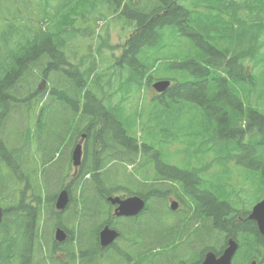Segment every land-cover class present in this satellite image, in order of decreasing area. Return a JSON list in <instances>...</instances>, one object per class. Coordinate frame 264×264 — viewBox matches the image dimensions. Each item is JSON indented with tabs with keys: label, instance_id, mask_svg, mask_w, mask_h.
<instances>
[{
	"label": "trees",
	"instance_id": "16d2710c",
	"mask_svg": "<svg viewBox=\"0 0 264 264\" xmlns=\"http://www.w3.org/2000/svg\"><path fill=\"white\" fill-rule=\"evenodd\" d=\"M76 1L0 0V264H201L230 239L233 264H264V237L224 175L208 177L192 157L170 165L167 151L185 135L201 146L187 145L196 162L211 153L213 165L233 162L264 198V0H86L83 24L111 9L133 28L121 55L96 57L93 47L87 66L65 49L90 28L52 30ZM161 80L172 84L151 99L150 119L162 123L139 136L143 112L130 110L131 98ZM177 107L190 123L175 125ZM164 110L172 121L157 118ZM63 190L69 204L58 211ZM113 196H138L146 208L116 218ZM172 197L187 211L172 212ZM105 226L119 238L102 249ZM193 240L202 245L191 254Z\"/></svg>",
	"mask_w": 264,
	"mask_h": 264
},
{
	"label": "rangeland",
	"instance_id": "374dc122",
	"mask_svg": "<svg viewBox=\"0 0 264 264\" xmlns=\"http://www.w3.org/2000/svg\"><path fill=\"white\" fill-rule=\"evenodd\" d=\"M99 2L101 3V0H99ZM84 8H86V0H77L76 3L70 8L66 9L65 13L56 21L55 24L52 25V30L55 33L63 29L64 23L66 24L68 22L77 23L80 27L90 28L91 35L89 36L90 38H88L86 42L84 39L81 38L80 41L71 43L69 47L65 49L68 59L73 63H78L82 61L85 63V66H87L88 62L86 63L82 59V57L86 56L89 52V49L92 50L93 47H95L93 51L96 57L102 55V57L106 58L111 54H114L116 56L121 55L125 43L127 42L131 33H133V28L127 25L125 19L117 18L110 15L112 14L111 9L110 10L108 9L106 11V15H105L106 18L104 20H102V18L100 17H97L96 23L94 21H90L87 25H85L83 24L84 21H82V18L80 19V15H81L80 12ZM100 9L101 6L98 8V11ZM104 11L105 10H102L103 13ZM94 14L98 16L97 12L95 11L91 15V17H93ZM85 19H87V17H85ZM91 37L93 38L92 40ZM109 63L110 62H108L106 66L108 65V67L111 68V64ZM154 83L156 82H153L152 86ZM152 86L147 89L143 88V90L140 93L136 92L135 95L131 98L132 102L129 104L131 111H135L136 109H139L142 110L143 112V114H141L143 115L142 118H139L138 113H136L137 115H135L136 116L135 130L136 132H138L139 129H141L140 133H138L139 136L140 134H142V129L144 125L147 124L148 127H152L162 123V122H155L153 121V119L152 120L150 119L151 117L155 118L156 116L153 114L151 115V113H154V111L151 110V99H153L156 96L155 95L156 91L153 89ZM261 90L263 91L264 87H262ZM177 110L178 107L172 113L176 117L172 116L169 111L164 110L168 114L166 115L161 113V111H159L157 113V118H160L166 123H168V121H172L174 117L177 120V123H175V125L190 123V115L187 114L186 117L183 118L181 115H179L180 112H177ZM168 116L170 118H168ZM171 132L175 133L177 132V130L173 129L171 130ZM155 133H156V138L158 137L159 141L165 139L164 136L158 134L157 128H155ZM191 142L195 143L197 149L201 147L199 142H195V140L194 141L189 140L185 135L178 134L176 136V139L173 141V143L167 146V151L170 152L174 157L172 161L169 162V164L173 166H177L178 168H183L184 164L187 163L190 157H192V159L190 158L192 160V166L199 168L202 167L206 168L205 174L208 177L224 175V182L229 186L231 192L236 193V195L240 197V200H237L238 207L240 208V202H241L242 205L241 209L251 210V208H253L254 204L257 202V197H258V194L255 195V191L253 188L254 180H248L247 173L237 168L233 162L227 164V169H223L217 165H213L212 163H213L214 155L212 153L207 155L203 160L196 162V159L193 158L194 148L191 149L192 151L188 150L186 152L187 145L190 144ZM80 143H82L81 140ZM69 152L70 151L65 152L64 155L65 158L69 156ZM171 201H178L180 203V210L187 211V209L184 206H182L181 202L175 197H172L169 200V203ZM114 212L115 209H113V216H115ZM171 222H173V219H171ZM200 245H202V243L199 240H193L191 243H189L188 246L190 249V253L192 254L194 251L198 250Z\"/></svg>",
	"mask_w": 264,
	"mask_h": 264
},
{
	"label": "water",
	"instance_id": "95a60500",
	"mask_svg": "<svg viewBox=\"0 0 264 264\" xmlns=\"http://www.w3.org/2000/svg\"><path fill=\"white\" fill-rule=\"evenodd\" d=\"M170 81L163 80L155 83L153 88L158 93H164L169 86ZM83 157L82 145H77L73 152V163L75 167L80 166ZM109 201L112 205L118 206L115 210V214L118 217H135L138 216L146 206V202L140 197L134 196L126 199H121L120 197H111ZM69 203V195L66 190L62 191L59 195L56 208L60 211L66 209ZM178 202L174 201L171 203V210L176 211L178 209ZM250 220L256 222L258 230L261 235L264 236V199L259 202L252 210ZM56 240L59 243L64 242L67 239V234L64 230L58 229L55 233ZM119 234L116 230L111 229L109 226L105 227L100 233V243L102 247H108L112 245L118 238ZM238 244L234 240H230L228 247L219 257L213 253L209 252L206 254L204 261L201 264H232L233 258L237 252Z\"/></svg>",
	"mask_w": 264,
	"mask_h": 264
},
{
	"label": "flooded vegetation",
	"instance_id": "af4514ba",
	"mask_svg": "<svg viewBox=\"0 0 264 264\" xmlns=\"http://www.w3.org/2000/svg\"><path fill=\"white\" fill-rule=\"evenodd\" d=\"M145 264V263H144Z\"/></svg>",
	"mask_w": 264,
	"mask_h": 264
}]
</instances>
